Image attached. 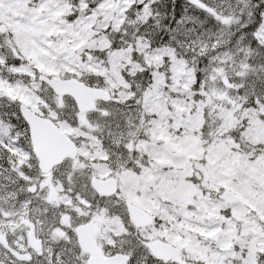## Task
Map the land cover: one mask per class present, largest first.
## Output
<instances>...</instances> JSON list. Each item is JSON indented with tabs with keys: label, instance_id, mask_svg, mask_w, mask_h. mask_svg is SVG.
<instances>
[{
	"label": "snow or ice",
	"instance_id": "1",
	"mask_svg": "<svg viewBox=\"0 0 264 264\" xmlns=\"http://www.w3.org/2000/svg\"><path fill=\"white\" fill-rule=\"evenodd\" d=\"M0 264H264V0H0Z\"/></svg>",
	"mask_w": 264,
	"mask_h": 264
}]
</instances>
